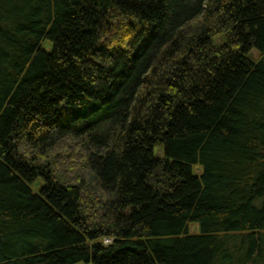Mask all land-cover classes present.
<instances>
[{
    "label": "trees",
    "instance_id": "1",
    "mask_svg": "<svg viewBox=\"0 0 264 264\" xmlns=\"http://www.w3.org/2000/svg\"><path fill=\"white\" fill-rule=\"evenodd\" d=\"M0 264H264V0H0Z\"/></svg>",
    "mask_w": 264,
    "mask_h": 264
},
{
    "label": "rangeland",
    "instance_id": "2",
    "mask_svg": "<svg viewBox=\"0 0 264 264\" xmlns=\"http://www.w3.org/2000/svg\"><path fill=\"white\" fill-rule=\"evenodd\" d=\"M160 149H156V154H158V153H160ZM190 231H192V232H196V231H198V228H197V226L196 225H192L191 227H190Z\"/></svg>",
    "mask_w": 264,
    "mask_h": 264
}]
</instances>
